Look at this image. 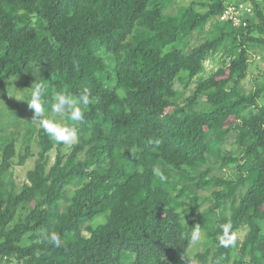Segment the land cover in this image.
<instances>
[{
	"label": "trees",
	"instance_id": "16d2710c",
	"mask_svg": "<svg viewBox=\"0 0 264 264\" xmlns=\"http://www.w3.org/2000/svg\"><path fill=\"white\" fill-rule=\"evenodd\" d=\"M210 1L0 0V98L28 109L23 153L0 126V264H264V81L242 88L264 0ZM238 5L245 26L220 20ZM37 81L92 92L67 151L23 100Z\"/></svg>",
	"mask_w": 264,
	"mask_h": 264
},
{
	"label": "clouds",
	"instance_id": "9594fccd",
	"mask_svg": "<svg viewBox=\"0 0 264 264\" xmlns=\"http://www.w3.org/2000/svg\"><path fill=\"white\" fill-rule=\"evenodd\" d=\"M29 90L23 100H26L28 108L33 111L32 120L40 124L45 134L55 143L68 147L79 143L80 130L76 123L84 119L82 106L92 103L91 90L85 88L79 96L68 94L67 91H54L50 100L45 98L48 90L43 83L37 81ZM154 172L161 180L167 179L159 169H155ZM225 230L227 231V228ZM196 234H199V228L196 229ZM44 238L53 246L62 247L58 233H45ZM235 241L236 237L232 236L222 241V246L228 247Z\"/></svg>",
	"mask_w": 264,
	"mask_h": 264
},
{
	"label": "rangeland",
	"instance_id": "374dc122",
	"mask_svg": "<svg viewBox=\"0 0 264 264\" xmlns=\"http://www.w3.org/2000/svg\"><path fill=\"white\" fill-rule=\"evenodd\" d=\"M192 1L209 2V3L211 2L210 0H172V5L168 11L174 14L177 11L178 7L188 6V4ZM225 1L235 2L239 0H231V1L225 0ZM195 8L201 11L206 10V8H203L198 5H195ZM210 31H213V27L210 24H208L205 27L204 34L202 33L199 39H202L204 36L207 38L208 35L206 34ZM254 35L258 36L256 33ZM210 37L211 35L209 34V38ZM221 58H222V53L218 52V54L213 55L211 58L209 57L205 61V74L203 75L204 77H207L210 73L216 70L217 66L219 65L218 64L219 61L222 60ZM262 81H264V60L262 59L261 56H259L258 53H253L249 60V70L247 73V77L242 82L243 91L248 92L250 89H253L259 82ZM20 92H21L20 89L13 92H7L6 99L0 98V126L4 131H8V132L13 131L15 128L19 127V125H17L19 122H22L28 117V109L25 106H23V104L21 103ZM11 104H16V107L7 108L9 106H12ZM18 131L20 132V135L17 140V145H18L17 152L21 154L24 151L22 146L23 145L22 142L24 141L23 139L24 130L21 129V127H19ZM30 146H31V152L35 153L36 147L34 145V142H32ZM68 148H69L68 146L63 145L61 149L63 151H67ZM54 156H55V152L52 151L50 153V161H49L50 165L53 163ZM33 165H34V160L31 157L25 162L23 166H15L12 172V180L18 186H21V184L24 183L26 180L27 172L33 168ZM204 206H208V204L206 203ZM240 236H243V234H241ZM198 238L199 236L196 238L195 241H197ZM195 241L192 244V248L195 244Z\"/></svg>",
	"mask_w": 264,
	"mask_h": 264
},
{
	"label": "built area",
	"instance_id": "2783aa9c",
	"mask_svg": "<svg viewBox=\"0 0 264 264\" xmlns=\"http://www.w3.org/2000/svg\"><path fill=\"white\" fill-rule=\"evenodd\" d=\"M244 11H249L243 5L238 6H228L222 13L220 20L221 21H232L234 27H240V25L245 26V23H242V20L239 18V15Z\"/></svg>",
	"mask_w": 264,
	"mask_h": 264
}]
</instances>
